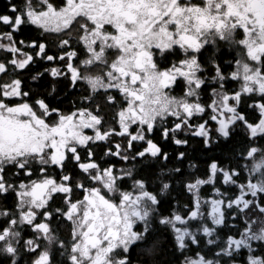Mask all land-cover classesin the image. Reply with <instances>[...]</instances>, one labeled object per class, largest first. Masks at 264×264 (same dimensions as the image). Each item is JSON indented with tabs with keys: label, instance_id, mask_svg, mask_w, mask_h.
Instances as JSON below:
<instances>
[{
	"label": "snow or ice",
	"instance_id": "6c2138e0",
	"mask_svg": "<svg viewBox=\"0 0 264 264\" xmlns=\"http://www.w3.org/2000/svg\"><path fill=\"white\" fill-rule=\"evenodd\" d=\"M0 26V264H264V0H9Z\"/></svg>",
	"mask_w": 264,
	"mask_h": 264
},
{
	"label": "trees",
	"instance_id": "16d2710c",
	"mask_svg": "<svg viewBox=\"0 0 264 264\" xmlns=\"http://www.w3.org/2000/svg\"><path fill=\"white\" fill-rule=\"evenodd\" d=\"M16 2H20V0H16ZM8 3H9V0H0V12H5L8 10ZM3 26H0V29H2ZM6 30V29H4ZM26 36H29V37H33V36H36L37 33L35 31H25L24 33ZM222 56L223 59H231V55L228 53V50L227 49H222V52L219 54ZM227 71V69H226ZM211 74H214V69H212L210 66L208 67V71L205 73V75H211ZM24 79H25V82L26 84L29 83V77L28 75L26 74L24 76ZM29 86H32V85H29ZM81 95L80 91L79 90H73V89H70V88H65L63 86H61V94L59 96V99L62 101V107L64 108V110H70V101H72L73 99H78V97ZM107 111V110H106ZM111 117V113L109 112V118ZM155 138L159 141L161 139L160 135L159 134H156ZM237 139H241L240 137H237ZM191 144H192V147L196 149V152H195V156H196V160H195V163L198 165L200 171L202 172L208 164H210V160H209V156L211 155H219V153H210V152H204L200 149V138H195L191 141ZM98 145L99 147H97L95 149V151L97 152V155L98 156H102V153L103 151L105 150L104 149V144L103 142H98ZM162 146L164 147L165 151H168L170 154V159L169 161L166 162V166L167 167H174L176 166V161H175V151L177 149L178 146H175L173 145L170 141H164L162 142ZM180 150H185L183 148H181ZM187 151H189V154L190 156L192 155V151L191 149H187ZM112 162L113 163H116L117 166L119 167L121 162L119 161V158H113L112 159ZM183 167V170L185 171V173L187 174L190 170L188 169V160H186L184 162V165L182 166ZM244 175L246 176V172L244 173ZM211 186L210 185H205L202 189V192L203 194H205L206 196L207 195H211ZM185 202H187V199L188 197H185ZM0 203H4V201H0ZM6 203H11V200L9 199ZM233 223L232 221H229V224ZM240 225L237 224V227H239ZM61 232H62V235H64L65 237H67L69 235V225L68 224H64L62 227H61ZM223 232H227V229H224ZM222 232V234H223ZM255 247L257 248V252H260L261 253V250H260V244L257 243L255 245ZM189 255H193V253H188ZM245 250H243L241 256L237 257V259H240V260H244V257H245ZM262 254V253H261ZM180 259L182 260L183 257L181 256Z\"/></svg>",
	"mask_w": 264,
	"mask_h": 264
},
{
	"label": "rangeland",
	"instance_id": "374dc122",
	"mask_svg": "<svg viewBox=\"0 0 264 264\" xmlns=\"http://www.w3.org/2000/svg\"><path fill=\"white\" fill-rule=\"evenodd\" d=\"M88 132H89V134H92L91 133V130H87ZM246 175H247V173H246ZM259 244H260V242H258ZM245 252H246V254H245V257H244V260L246 259V255H247V250H245ZM257 254H261L260 252H257Z\"/></svg>",
	"mask_w": 264,
	"mask_h": 264
}]
</instances>
